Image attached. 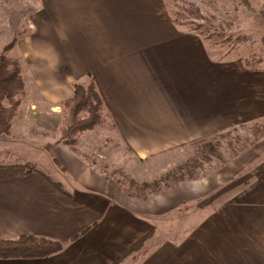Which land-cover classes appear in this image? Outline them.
Instances as JSON below:
<instances>
[{
    "label": "crops",
    "instance_id": "obj_1",
    "mask_svg": "<svg viewBox=\"0 0 264 264\" xmlns=\"http://www.w3.org/2000/svg\"><path fill=\"white\" fill-rule=\"evenodd\" d=\"M30 2L9 48L19 53L25 87L32 83L57 117L72 84L92 77L105 100L101 117L137 159L197 150L216 134L264 119V66L250 67L233 52L220 56L198 30L176 23L165 0ZM56 140L34 143L35 162L45 161L52 174L37 166L27 172L19 166L32 163L27 158L0 166V239L32 235L62 249L0 264H113L176 210L186 214L179 238L152 247L145 264H264V145L229 159L230 175L195 176L136 198L104 180L82 142L74 149Z\"/></svg>",
    "mask_w": 264,
    "mask_h": 264
},
{
    "label": "rangeland",
    "instance_id": "obj_2",
    "mask_svg": "<svg viewBox=\"0 0 264 264\" xmlns=\"http://www.w3.org/2000/svg\"><path fill=\"white\" fill-rule=\"evenodd\" d=\"M30 1L32 0H0V25H2L0 26V51L17 59L18 62L19 53L9 54V49L5 50V48L9 43L17 42L19 35L22 34L23 12L28 6L31 7ZM244 2L241 3V0H165L168 12L176 23L189 29L196 28L208 47L214 49L220 56L233 52L235 56H245L246 65L250 67L264 66V48L260 41L264 32V21L262 22L258 12L256 13V8L260 9L264 0H245ZM21 77L23 79L22 75ZM48 105L38 96L32 83L27 87L24 84V95L21 96L10 133L0 136V166L14 165L12 162L17 160L23 163V158H27L32 160V163L19 165L27 172L28 169L33 170L32 168L37 166L52 174L45 161L35 162L38 158V153L35 151L38 152V150L34 145L43 141L53 143L58 137L55 133L58 132L63 119V105L61 104L60 109H57L59 111L57 117L46 113L50 108ZM106 118L108 119V117H100L103 125L100 127L97 125L94 128L98 127L95 132L89 136L82 134L78 142L68 146L75 149V146L82 142L86 150L84 155L94 164L104 180L112 187L136 198L150 197L163 187L195 176L223 173L230 175L228 171L233 169L226 170V162L229 159L239 156L241 151L249 146L259 151L264 145V119H262L216 134L198 143L200 146L197 150L185 148L182 151H174L166 158L160 157L145 162L137 159L125 146L116 131L110 127V120ZM257 162L248 166L244 173L251 172ZM241 177L231 184L228 183L227 187L213 192L212 195L224 193L230 185L240 183L243 180ZM213 198L214 196L211 199ZM184 213L183 210H176L166 219L160 218L157 221L160 227L155 234L152 232L145 240L142 252L125 255L115 264H145L146 254H150L152 247L159 246L165 239L179 238L182 215L186 216ZM153 234V238H150Z\"/></svg>",
    "mask_w": 264,
    "mask_h": 264
},
{
    "label": "trees",
    "instance_id": "obj_3",
    "mask_svg": "<svg viewBox=\"0 0 264 264\" xmlns=\"http://www.w3.org/2000/svg\"><path fill=\"white\" fill-rule=\"evenodd\" d=\"M245 0H241L243 3ZM247 3V2H244ZM259 12L256 8V13ZM197 30L196 28H192ZM264 48V32L260 39ZM14 42L9 43L5 50L11 48ZM20 64L17 59L11 58L0 51V136L9 135L21 96L24 95V83L20 73ZM73 96L65 100L63 105V119L58 128L56 142L72 145L78 142L80 136L92 131L100 122L104 97L99 91L95 80L91 77L87 86L74 82ZM29 171L31 169H28ZM48 180L58 190L63 189L54 181ZM151 234V233H150ZM148 235L137 240L120 258L125 255L142 252ZM62 249V243L43 237L20 235L13 239H0V259H34L56 254Z\"/></svg>",
    "mask_w": 264,
    "mask_h": 264
}]
</instances>
